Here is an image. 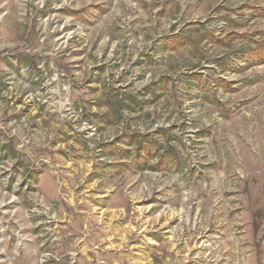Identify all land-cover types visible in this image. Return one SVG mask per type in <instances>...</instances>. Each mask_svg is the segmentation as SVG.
I'll return each instance as SVG.
<instances>
[{"label": "rangeland", "instance_id": "obj_1", "mask_svg": "<svg viewBox=\"0 0 264 264\" xmlns=\"http://www.w3.org/2000/svg\"><path fill=\"white\" fill-rule=\"evenodd\" d=\"M264 0H0V264H264Z\"/></svg>", "mask_w": 264, "mask_h": 264}, {"label": "trees", "instance_id": "obj_2", "mask_svg": "<svg viewBox=\"0 0 264 264\" xmlns=\"http://www.w3.org/2000/svg\"><path fill=\"white\" fill-rule=\"evenodd\" d=\"M264 51V50H263ZM262 55H264V54H262Z\"/></svg>", "mask_w": 264, "mask_h": 264}]
</instances>
